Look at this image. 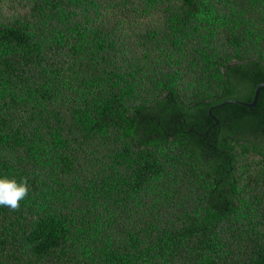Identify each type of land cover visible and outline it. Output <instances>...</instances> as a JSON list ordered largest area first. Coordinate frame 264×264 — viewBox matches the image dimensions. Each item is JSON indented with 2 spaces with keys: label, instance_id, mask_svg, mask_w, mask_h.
<instances>
[{
  "label": "trees",
  "instance_id": "trees-1",
  "mask_svg": "<svg viewBox=\"0 0 264 264\" xmlns=\"http://www.w3.org/2000/svg\"><path fill=\"white\" fill-rule=\"evenodd\" d=\"M261 82L264 0H0V264H264Z\"/></svg>",
  "mask_w": 264,
  "mask_h": 264
},
{
  "label": "water",
  "instance_id": "water-1",
  "mask_svg": "<svg viewBox=\"0 0 264 264\" xmlns=\"http://www.w3.org/2000/svg\"><path fill=\"white\" fill-rule=\"evenodd\" d=\"M263 86H264V82H261V83L258 84V86H257V88H256V90H255V93H254V99H253V101H251V102H242V103H243V104H246L247 106H250V107L254 106V105L257 103V100H258V97H259L260 90H261V88H262ZM230 101H237V100H227V101H225L224 103H226V102H230Z\"/></svg>",
  "mask_w": 264,
  "mask_h": 264
},
{
  "label": "rangeland",
  "instance_id": "rangeland-1",
  "mask_svg": "<svg viewBox=\"0 0 264 264\" xmlns=\"http://www.w3.org/2000/svg\"><path fill=\"white\" fill-rule=\"evenodd\" d=\"M13 5H14V7H16L17 3H13ZM11 11H13V10H11ZM13 12H15V11H13ZM13 12H11V13H13ZM11 13H9V14H11Z\"/></svg>",
  "mask_w": 264,
  "mask_h": 264
}]
</instances>
